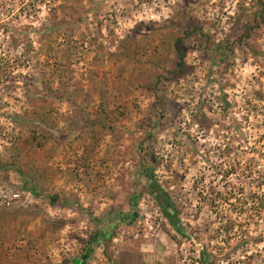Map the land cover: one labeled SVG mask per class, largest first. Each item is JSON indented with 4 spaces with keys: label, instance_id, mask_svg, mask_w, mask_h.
<instances>
[{
    "label": "rangeland",
    "instance_id": "rangeland-1",
    "mask_svg": "<svg viewBox=\"0 0 264 264\" xmlns=\"http://www.w3.org/2000/svg\"><path fill=\"white\" fill-rule=\"evenodd\" d=\"M3 9L0 264H264V0Z\"/></svg>",
    "mask_w": 264,
    "mask_h": 264
},
{
    "label": "trees",
    "instance_id": "trees-1",
    "mask_svg": "<svg viewBox=\"0 0 264 264\" xmlns=\"http://www.w3.org/2000/svg\"><path fill=\"white\" fill-rule=\"evenodd\" d=\"M181 43H182V39H178L177 49H178L179 62L177 63V65H178V68L181 71H183L185 67V57H184L182 49L178 47V45ZM147 178L149 181V186L146 188V193H148L157 202V204L162 209L163 215L168 220L170 225H172L177 232L181 233L182 230H181V220L179 216V211H178L176 204L170 197V194L163 189V187L155 179L152 172L147 173ZM137 194H141V193L140 192L137 193L136 191V194H135L136 198L139 197L137 196ZM49 199L52 204H56L60 200L57 195H50ZM66 202H69V201H66ZM132 206H133V211L131 215H129L128 217L130 219V223H133L134 221H136L140 216V211L137 208L138 206L135 200L132 201ZM261 206L262 208H264V199H263V202L261 203ZM90 253H91V248L87 250L86 255L83 257L84 262L87 261V259L90 256L89 255ZM207 255L208 254L206 252H203L201 263L202 264H213L212 262L209 261Z\"/></svg>",
    "mask_w": 264,
    "mask_h": 264
},
{
    "label": "built area",
    "instance_id": "built-area-1",
    "mask_svg": "<svg viewBox=\"0 0 264 264\" xmlns=\"http://www.w3.org/2000/svg\"><path fill=\"white\" fill-rule=\"evenodd\" d=\"M6 3H7V0H0V9L2 10V11H4V6L6 5ZM3 14V13H2Z\"/></svg>",
    "mask_w": 264,
    "mask_h": 264
}]
</instances>
